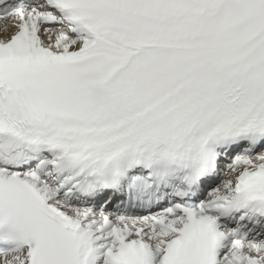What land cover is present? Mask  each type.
Masks as SVG:
<instances>
[{
	"label": "snow or ice",
	"instance_id": "1",
	"mask_svg": "<svg viewBox=\"0 0 264 264\" xmlns=\"http://www.w3.org/2000/svg\"><path fill=\"white\" fill-rule=\"evenodd\" d=\"M0 264H264V0H0Z\"/></svg>",
	"mask_w": 264,
	"mask_h": 264
}]
</instances>
